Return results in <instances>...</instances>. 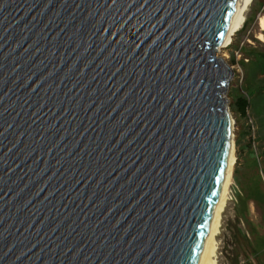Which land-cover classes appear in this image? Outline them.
I'll return each instance as SVG.
<instances>
[{"label": "water", "instance_id": "1", "mask_svg": "<svg viewBox=\"0 0 264 264\" xmlns=\"http://www.w3.org/2000/svg\"><path fill=\"white\" fill-rule=\"evenodd\" d=\"M236 4L0 0V264L197 263Z\"/></svg>", "mask_w": 264, "mask_h": 264}, {"label": "rangeland", "instance_id": "2", "mask_svg": "<svg viewBox=\"0 0 264 264\" xmlns=\"http://www.w3.org/2000/svg\"><path fill=\"white\" fill-rule=\"evenodd\" d=\"M261 16H264V0H252L245 11L243 29L236 30L229 42L219 47L218 51L233 71L225 97L234 120L235 162L237 160L231 173L229 201L223 211L217 237L218 264H264V90L259 97H253L254 102L247 109L246 116L231 107L234 96H244L252 84L264 86V29L259 27ZM259 33H262V39L258 37ZM240 46L242 49L238 50ZM244 48L248 52L262 54L263 58L258 61L263 63L251 65V57L249 62H241ZM237 69L243 72L241 82Z\"/></svg>", "mask_w": 264, "mask_h": 264}, {"label": "bare ground", "instance_id": "3", "mask_svg": "<svg viewBox=\"0 0 264 264\" xmlns=\"http://www.w3.org/2000/svg\"><path fill=\"white\" fill-rule=\"evenodd\" d=\"M251 2L252 0H237V4L235 8V16L232 22L230 32L227 36L226 41L219 47L225 46L226 43H228L229 40L231 39V35L241 27L244 21L245 11ZM259 27L261 29H264V16H261L259 18ZM258 37L262 39L263 37L262 33H259ZM231 119H232L233 128H234V120L232 117ZM234 147L235 146H234L233 130H232L231 140H230V150L228 154L227 166L225 170V177H224L223 185H222L219 199L217 201V204H216V207L213 213L211 223L209 225V229H208V233L205 238L204 246L201 250L199 259L196 264H218L217 237L220 234V226H221V221L223 218V211L225 210V207L227 206L228 201H229L228 189H229V185L232 180L231 173H232L233 166L235 163Z\"/></svg>", "mask_w": 264, "mask_h": 264}, {"label": "trees", "instance_id": "4", "mask_svg": "<svg viewBox=\"0 0 264 264\" xmlns=\"http://www.w3.org/2000/svg\"><path fill=\"white\" fill-rule=\"evenodd\" d=\"M244 26L245 25L243 24L241 29H243ZM240 31H237V32L239 33ZM244 56L248 58L247 62H249L252 58V61L250 62L251 65H254V64L261 65L263 63V61H258L260 60L259 58H263V55L256 51L248 52V50L244 48ZM242 61L244 60L242 59L241 62ZM246 79H247V75H246ZM263 90H264V86L261 87V86L252 84L250 88L247 90L249 93L246 91V95L248 96V99L245 96H234V99L232 100V103H231V107H233L234 110H236L240 115L246 116L247 109L250 107L252 102H254L253 97H259L260 96L259 93H261V91ZM231 96L233 97V95ZM236 164H237V160L235 162V165Z\"/></svg>", "mask_w": 264, "mask_h": 264}, {"label": "built area", "instance_id": "5", "mask_svg": "<svg viewBox=\"0 0 264 264\" xmlns=\"http://www.w3.org/2000/svg\"><path fill=\"white\" fill-rule=\"evenodd\" d=\"M242 49V46H240L238 48V50ZM240 55V54H239ZM244 60L245 62H247L248 58H246L245 56L241 58V60ZM239 72H238V78H239V81L241 82L243 80V72L240 71L239 69H237ZM247 99H248V96L246 95V92H245V95H244Z\"/></svg>", "mask_w": 264, "mask_h": 264}]
</instances>
